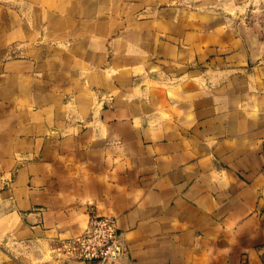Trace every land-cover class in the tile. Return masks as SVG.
I'll return each mask as SVG.
<instances>
[{"label": "crops", "instance_id": "obj_1", "mask_svg": "<svg viewBox=\"0 0 264 264\" xmlns=\"http://www.w3.org/2000/svg\"><path fill=\"white\" fill-rule=\"evenodd\" d=\"M253 0H0V264H264Z\"/></svg>", "mask_w": 264, "mask_h": 264}, {"label": "built area", "instance_id": "obj_2", "mask_svg": "<svg viewBox=\"0 0 264 264\" xmlns=\"http://www.w3.org/2000/svg\"><path fill=\"white\" fill-rule=\"evenodd\" d=\"M63 249L85 264L115 262L128 251L116 219L97 215L90 218L81 235L65 241Z\"/></svg>", "mask_w": 264, "mask_h": 264}, {"label": "rangeland", "instance_id": "obj_3", "mask_svg": "<svg viewBox=\"0 0 264 264\" xmlns=\"http://www.w3.org/2000/svg\"><path fill=\"white\" fill-rule=\"evenodd\" d=\"M254 9L252 15L255 17V31L264 43V0H253Z\"/></svg>", "mask_w": 264, "mask_h": 264}]
</instances>
